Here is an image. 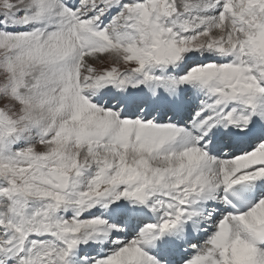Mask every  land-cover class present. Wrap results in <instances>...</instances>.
I'll list each match as a JSON object with an SVG mask.
<instances>
[{
	"label": "snow or ice",
	"instance_id": "6c2138e0",
	"mask_svg": "<svg viewBox=\"0 0 264 264\" xmlns=\"http://www.w3.org/2000/svg\"><path fill=\"white\" fill-rule=\"evenodd\" d=\"M0 264H264V0H0Z\"/></svg>",
	"mask_w": 264,
	"mask_h": 264
}]
</instances>
